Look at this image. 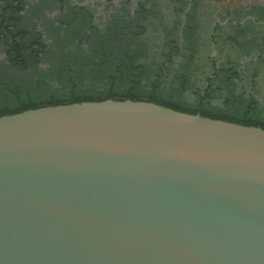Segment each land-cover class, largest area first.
<instances>
[{
	"label": "water",
	"instance_id": "1",
	"mask_svg": "<svg viewBox=\"0 0 264 264\" xmlns=\"http://www.w3.org/2000/svg\"><path fill=\"white\" fill-rule=\"evenodd\" d=\"M0 264H264V128L112 98L1 116Z\"/></svg>",
	"mask_w": 264,
	"mask_h": 264
},
{
	"label": "trees",
	"instance_id": "2",
	"mask_svg": "<svg viewBox=\"0 0 264 264\" xmlns=\"http://www.w3.org/2000/svg\"><path fill=\"white\" fill-rule=\"evenodd\" d=\"M241 20L237 17V24H217L205 54L198 52V42L202 38L188 22L182 42L169 40L167 47L170 51L162 49L154 57L138 43L134 50L124 40L119 45L120 39L111 33L110 36L100 35L96 47L92 46L89 53L84 49L81 54H74L77 60L65 55L61 66L51 68L50 63L47 69L39 66L44 54L36 49L28 52L30 46L25 45L23 38L17 39L14 35L8 44L17 46L13 62L22 67L34 65L35 74L40 78L37 83L30 77L5 78L4 82L13 90L0 91V117L32 108L81 101L145 99L190 114L264 128V95L258 88L263 78H258L259 74L248 67L264 62V49L252 54L256 45L264 44V35H255L264 30V26ZM113 28H116L114 22L108 29L114 32ZM228 29L233 34L228 33L221 42V33L228 32ZM212 43L216 48L222 43L227 48L232 45L234 50L242 52L234 54L219 49L218 55L213 56ZM199 56L208 62L209 69L204 67L206 64L199 63ZM57 73L62 75L65 83L62 93L49 82ZM85 78L87 84L83 83Z\"/></svg>",
	"mask_w": 264,
	"mask_h": 264
},
{
	"label": "flooded vegetation",
	"instance_id": "3",
	"mask_svg": "<svg viewBox=\"0 0 264 264\" xmlns=\"http://www.w3.org/2000/svg\"><path fill=\"white\" fill-rule=\"evenodd\" d=\"M155 0H0V33L8 38L7 44L0 46L2 57L6 62L14 63L17 56V46H9L11 37L34 38L30 45L41 55L54 52V39L78 37L88 39L93 29L103 32L114 20L126 22L144 16ZM168 5L180 7L188 6L186 16L200 0H163ZM206 10H216L211 26V35L214 34L217 24L227 25L229 22H255L257 26H264V1L240 3L235 6H225L216 3V0H202ZM229 7V8H227ZM223 9H226L223 12ZM11 14H10V13ZM184 12V13H185ZM186 18L185 16H182ZM262 17L261 20L258 18ZM16 18V19H15ZM17 27V29H16ZM98 28V29H97ZM264 35V30L261 31ZM107 34V32H106ZM87 43V42H86ZM33 47V48H31ZM213 51L216 49L212 44ZM74 51L75 47L70 46ZM10 52L12 55L10 56ZM213 55V52H212ZM214 56V55H213ZM47 69L48 67L41 66Z\"/></svg>",
	"mask_w": 264,
	"mask_h": 264
},
{
	"label": "rangeland",
	"instance_id": "4",
	"mask_svg": "<svg viewBox=\"0 0 264 264\" xmlns=\"http://www.w3.org/2000/svg\"><path fill=\"white\" fill-rule=\"evenodd\" d=\"M255 1H264V0H216V3L230 7V6L238 5L240 3L242 4L252 3ZM188 9L189 8L186 4H182L180 5V7L175 8V6L168 5L163 0H155L153 3H151L150 8L145 13V15L143 17L140 16L139 20H137L138 18L136 20L133 19L126 22H121L120 20H114L113 21L114 25H116V28H113L115 30L114 32H110L109 29H106L107 32L106 34L105 30L101 32L100 30H96V28H94L92 32V36L87 40L78 37L54 39L55 41L54 52H48L44 54L43 58L41 59V66L49 68L50 63H51V68L61 66L63 64V56L65 55H70L74 60H77V58L73 56L74 54H81L84 49L86 52L89 53L91 49L96 47L95 45L98 43V40L101 38L100 35L106 34L110 36L111 33H114L115 36H117L120 39V40L118 39L119 45H121L122 43L121 40H124L127 43V46L131 50H134L136 49L138 43V46L140 45L142 48L145 49L146 53L150 54L151 57H154V55H157V53L160 52L162 49L170 51L167 47L168 46L167 42L169 40L179 39L180 42H182L183 34L185 33L184 28H187L189 26L187 24L188 22L193 24L194 29L197 32L196 35L202 38L198 42V48H197L198 52L200 54H205V52L208 51L209 41L211 40L212 37L211 26H212L213 18L216 15V10H206L205 7L203 6L202 0L198 1L195 7L193 9H190V11L187 13L186 16L185 10ZM225 11L226 9H223V12ZM182 16H185L186 18H183ZM228 30H229L228 32L221 33L222 34V39H220L221 42L225 40L224 38L228 37L227 36L228 33L233 34V31L231 29ZM261 31L259 32L257 31L258 33L255 35L256 36L261 35ZM135 33H138L137 36L134 35ZM33 39H34L33 37L26 39L23 38V41L25 45L30 46L33 43L32 42ZM7 40L8 38H4V36H1L0 33V46L6 45ZM70 46H74L75 50L74 51L69 50ZM229 46L230 45H228L227 48V45H225L224 43L220 44L218 48H216V52L213 55L214 56L218 55L219 49H223L224 52L231 51L234 54H236L237 52H242L241 50L240 51L234 50V47L232 45L230 47ZM261 49H264L263 42L262 45H256V47L252 50V54H257V52L258 51L260 52ZM1 52L2 50L0 48V91L1 92L13 90L12 87H10L11 88L10 89L9 86H7L6 83L4 82V79L7 77H16V78L17 76L30 77L33 79L35 83L38 82V79L40 77L35 74L33 68L34 65L22 67L21 65L17 64L16 66V64L14 63L11 64L9 62H6L5 61L6 59L2 57ZM251 57L248 58V60H250ZM201 58L202 57L199 56V63L203 66L204 64H206L204 67L209 69V67L207 66L208 62H204L205 59H201ZM248 67L250 69L251 68L254 69V72L259 74L258 78L261 79L263 78V80L259 82L258 88H259V92L264 95V62H260V63L256 62L250 64ZM241 74L242 73H240V75ZM49 82L54 88H59L58 90L61 93L64 91L65 83L63 82L62 75L60 73H57V76L54 77L52 80H49ZM87 82H88L87 78L83 79V83L87 84ZM84 88L86 89L87 87Z\"/></svg>",
	"mask_w": 264,
	"mask_h": 264
}]
</instances>
